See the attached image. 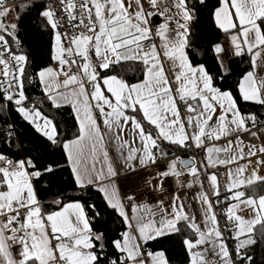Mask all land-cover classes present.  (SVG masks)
I'll return each instance as SVG.
<instances>
[{"label":"snow or ice","instance_id":"snow-or-ice-1","mask_svg":"<svg viewBox=\"0 0 264 264\" xmlns=\"http://www.w3.org/2000/svg\"><path fill=\"white\" fill-rule=\"evenodd\" d=\"M205 7L206 0H0V112L11 109L49 147L62 148L72 189L52 193L54 182L44 179L61 165L9 155L18 137L5 120L0 264H170L164 249L148 245L173 234L182 237L186 264H256L255 248L264 250V119L240 102L264 108V0L211 6L224 37L210 44L215 73L186 51ZM33 12L49 33L51 63L30 71L19 21ZM233 58L248 65L233 82L238 95L222 86ZM129 62L142 69L135 82L116 71ZM34 83L41 97L28 95ZM45 104L49 112L70 105L75 130ZM193 149L199 160L177 155ZM193 189L191 200L181 195ZM89 190L97 199L84 201ZM46 192L55 198L42 200ZM101 206L123 231L109 234Z\"/></svg>","mask_w":264,"mask_h":264},{"label":"trees","instance_id":"trees-1","mask_svg":"<svg viewBox=\"0 0 264 264\" xmlns=\"http://www.w3.org/2000/svg\"><path fill=\"white\" fill-rule=\"evenodd\" d=\"M21 1V0H16ZM27 2V1H25ZM209 7L201 8L198 13V22L193 27V35L191 37V45L187 49L189 58L193 64L203 63L213 73L217 72V64L213 59L210 52V44L212 42H218L224 39L223 34L219 32L214 26L210 18V8L216 5L218 0H206ZM20 36L24 41V47L30 54V60L32 61L30 71L38 69L40 66H46L50 61V41L49 33L43 30L39 26V21L36 18L35 12L31 15H24L19 21ZM231 75L226 81L223 82V87L231 88L234 95H238L234 87V81L239 77L242 70H247L248 65L242 62L239 58H235L231 61ZM117 73L122 74L125 79L130 82H135L137 79L142 78V69L138 62H129L124 64L123 69L117 68ZM217 84L220 85L219 79ZM28 89V95L31 97H41L38 83L26 85ZM242 106L251 107V110L258 115L261 112L259 106H249L245 102H240ZM44 111L52 116L56 117V121L60 123L61 127H70L74 129V118L69 108H61L59 111L52 110L49 112V106L45 104ZM7 120L10 123L15 124V131L18 139L12 143L9 155L13 152L16 153L15 158H25L26 154L30 153L32 157L39 158L40 161L47 165L49 163H57L62 166L56 170L53 177L45 176L44 179L54 182V186L50 183V189L52 193H55L57 189L66 192H72V189L67 188V184L70 181V169L67 167L66 157L63 156L62 148L53 149L49 147L48 142L40 137L34 130L23 121L17 113L8 109L4 112H0V129L4 127V122ZM4 145L0 146L3 149ZM177 155L181 157H187L185 151L181 150L177 152ZM43 181H41V184ZM39 186V185H38ZM54 195L49 193H43L41 195L42 200L54 199ZM223 195L221 196V199ZM84 201L97 199V194L94 190L83 196ZM102 217L106 221L104 227L112 234L113 230L116 232L123 231V225L120 218L112 211H105L101 206ZM148 247L155 249H164L166 255L170 261V264H186V253L182 245V237L176 234L167 238H160L159 243L149 244ZM256 264H261L264 260V250L260 246L255 248Z\"/></svg>","mask_w":264,"mask_h":264},{"label":"crops","instance_id":"crops-1","mask_svg":"<svg viewBox=\"0 0 264 264\" xmlns=\"http://www.w3.org/2000/svg\"><path fill=\"white\" fill-rule=\"evenodd\" d=\"M186 51H187V50H186ZM233 59H235V58H233ZM233 59H232V60H233ZM230 68H231V64H230ZM231 71H232V68H231ZM261 74H264V73H261ZM62 108H69V109L71 110L70 105H65V106H63ZM188 157H189V155H188L187 157H181V158H182V159H187ZM200 158H201V154L198 152V159H200ZM262 174H264V173H262ZM169 185H170L171 187L175 188L174 180H173V178H171V177H169V178L167 179V181H166V186H169ZM119 187H120V190H121V194L123 195L124 188H123L122 185H120ZM194 190H195V189H193V190H181V195H183V192H184V191H187V192H188V199L191 200L192 195L194 194ZM193 204H194V202H193Z\"/></svg>","mask_w":264,"mask_h":264},{"label":"built area","instance_id":"built-area-1","mask_svg":"<svg viewBox=\"0 0 264 264\" xmlns=\"http://www.w3.org/2000/svg\"><path fill=\"white\" fill-rule=\"evenodd\" d=\"M15 2L19 3L21 1H16L15 0ZM259 116H260L261 119H264V108L261 109V112H260ZM194 153L196 154V159L199 160L198 159V150L193 149L192 151H185V155H189V156L193 155ZM222 200H223V198H222ZM229 243H231V242H229Z\"/></svg>","mask_w":264,"mask_h":264},{"label":"rangeland","instance_id":"rangeland-1","mask_svg":"<svg viewBox=\"0 0 264 264\" xmlns=\"http://www.w3.org/2000/svg\"><path fill=\"white\" fill-rule=\"evenodd\" d=\"M27 1V0H24V2Z\"/></svg>","mask_w":264,"mask_h":264}]
</instances>
